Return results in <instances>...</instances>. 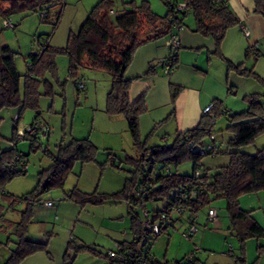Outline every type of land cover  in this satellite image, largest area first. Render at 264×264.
Wrapping results in <instances>:
<instances>
[{
    "label": "trees",
    "instance_id": "16d2710c",
    "mask_svg": "<svg viewBox=\"0 0 264 264\" xmlns=\"http://www.w3.org/2000/svg\"><path fill=\"white\" fill-rule=\"evenodd\" d=\"M168 6L166 16H161L152 11L151 5L144 0L137 5L134 1L130 9L116 11L113 8V0H101L82 24L77 33L71 32L66 46L53 47L49 41L48 46L42 52H35L29 56V69L26 75L19 74L14 58V52L9 46L0 44V121L1 111L4 109L18 108L19 121L23 116V110H34L36 116L40 114V101L43 95L53 96V85L46 79L47 72L58 75L56 58L60 54H67L69 57V72L71 77H76L77 70L81 67L92 69L94 71H106L111 78V89L107 94L106 112L109 116L123 115L127 121L128 131L131 134L135 147L138 149L140 156H127L126 161L134 165V171L130 172L131 176L127 179L124 188L119 192L100 193L98 190L92 192L82 191L78 186L65 191V199L71 200L80 206L85 204L100 205L109 199H122L127 202L128 212L131 219L132 239L121 241L122 245L135 246L134 241L142 233L141 202L149 199L155 201L167 196L169 190L175 187H182L187 184H193L199 181L203 186V192L198 198L188 203V207L193 214L200 213L205 207H212L210 203L213 199L224 198L226 201L227 214L230 222L232 236L239 242L241 254L244 256L246 243L249 239L264 238V227L257 221L253 215V209H243L240 205V197L245 194L258 193L264 190V147L256 153H246L239 151L238 148L252 143L255 137L264 133V113L259 99L255 96L249 98L250 105L247 110L239 113H232L226 109L221 99L212 101V108L209 113L203 114L197 127L179 132L173 138L171 144H158L153 147H147V142L142 140L140 117L146 112V97L141 95L136 101L131 102L130 88L133 79L125 78L126 69L132 62L136 50L143 43L168 35L172 32V25L168 30L161 31L154 36L140 38L143 29L157 26L159 23L166 22L173 11L174 3L177 0H163ZM187 1L189 9L195 19V32L202 36L212 38L215 44L214 53L221 54V44L225 39L229 28L239 25L240 20L228 6V0H223L219 5L213 4L210 0H184ZM227 2V3H226ZM64 0H12L9 8L4 9L0 6V18H6L11 14L19 11H47L44 13L46 21H52L55 26L58 25ZM254 12L264 17V0H254ZM59 7V9H58ZM55 14H51V10ZM114 10L115 15L110 14ZM186 14L177 19L179 25H185ZM17 25V24H16ZM18 26V25H17ZM183 30V29H182ZM170 38V37H169ZM41 41V39H38ZM182 46V45H181ZM181 48V47H180ZM179 48V49H180ZM171 49L170 54L174 57V64L177 66L178 51ZM261 52L258 44L247 48V55L250 50ZM260 52V53H259ZM116 57V58H115ZM167 57V58H168ZM232 67V62L230 61ZM163 66V65H162ZM245 72L244 68L239 70ZM154 72V67L149 68L148 74ZM172 73V72H171ZM167 74V73H166ZM170 74V73H168ZM22 78H24L22 85ZM58 78V77H56ZM77 78V77H76ZM77 85V82H75ZM171 85V100L174 104L181 86ZM78 86V85H77ZM44 88L41 91V88ZM175 109L171 114H173ZM170 114V115H171ZM226 114L228 116L227 130L232 133V137L227 140V149L222 151L221 144L215 145L216 153H228L230 161L227 165L221 166L218 173L210 176L207 172L201 173L198 178L195 174L201 167V159L205 155L199 153L201 146L205 144L206 139L211 134H217L211 125L212 117ZM17 127L14 123V139ZM216 139V140H217ZM30 141L31 151L40 149L33 139ZM11 142V144H12ZM19 144V143H18ZM18 144L12 145L0 153V232L7 234V245H12L11 255L6 258L5 264H21L26 257L38 252H44L51 257L48 243L31 240L28 238L30 225L34 219L37 206L43 204V195L53 190H65L66 182L71 174L75 173L76 165L82 168L86 163L96 161L98 148L94 145L89 137L74 138L65 143L64 140L58 145V151L51 152L48 145L44 154L50 160V164L38 173V181L35 187L26 196H18L7 190L8 183L18 175H24L27 172L21 171L15 165L17 153L22 152ZM217 144L218 140H217ZM23 153V152H22ZM24 157L28 155L23 153ZM207 155H213L207 154ZM111 160V159H110ZM185 160H192L194 168L192 175L179 173L178 166ZM108 162L109 159H108ZM158 163L159 168L155 173L152 183L156 187H149L148 191L142 196H137L136 192L141 184V172L143 166L149 163ZM168 164L174 166V170L164 174L162 170ZM112 165L117 166L116 160L112 159ZM120 167V164L117 168ZM82 170V169H81ZM28 171V170H27ZM197 184V183H195ZM208 213V211H207ZM206 213V214H207ZM207 224L208 223V219ZM199 226V220H198ZM169 228H165L162 234H167ZM153 245L156 241L153 240ZM4 244L0 242V245ZM10 245V246H11ZM75 251H87L94 256L105 258L108 264H121L112 257L108 251H101L92 246H76L74 242L69 243V248L65 253L66 260L69 249ZM134 248V247H133ZM259 251H263L264 246H258ZM231 254L234 252L230 250ZM240 262H245L241 258ZM239 261L240 259L237 258ZM67 261V260H66ZM203 264L201 259L196 256L189 260L185 256L182 260L161 261L158 260L151 264ZM71 264V262H67ZM125 264H135L130 261Z\"/></svg>",
    "mask_w": 264,
    "mask_h": 264
},
{
    "label": "rangeland",
    "instance_id": "374dc122",
    "mask_svg": "<svg viewBox=\"0 0 264 264\" xmlns=\"http://www.w3.org/2000/svg\"><path fill=\"white\" fill-rule=\"evenodd\" d=\"M22 1V0H17ZM101 0H64L62 8V15L57 26L52 21H46L44 13L47 11L25 10L11 14L12 19L18 25L16 29H7L3 27L2 18H0V44L2 46H9L14 52L15 64L19 74L26 75L28 73L30 61L29 56L37 52L40 43L49 38L50 44L53 47H63L67 45L69 34L71 32L77 33L89 13L92 11ZM139 5L144 0H113V8L116 11H121L123 8L130 9L133 5L131 2ZM150 3L153 12L161 16H166L168 6L163 0H146ZM12 0H0V6L4 9L9 8ZM59 9V7H58ZM55 10H51V14H55ZM190 13L186 18V30L193 28L195 19ZM188 26V27H187ZM249 27L248 25L246 26ZM249 29V28H248ZM148 28H145L140 33V38L147 36ZM245 38L246 34L243 31ZM38 39H41L39 42ZM211 41V40H210ZM224 41V40H223ZM243 44L240 50L235 49L233 42H222L221 44V62L225 63L226 68L230 61L232 62L231 70L227 74V69L221 68V85L219 83L212 84V89L215 90V97L221 99L223 104L232 113L243 112L248 109L250 105L249 98L255 96L259 99L263 113H264V41L260 44L261 57L258 52H252L247 55L248 41ZM225 44V45H224ZM253 45L255 43H252ZM203 50V49H202ZM259 52V53H260ZM230 55V56H228ZM116 58V57H115ZM69 57L67 54H60L55 59L57 62L58 75L47 72L46 79L53 85L54 95H43L40 101V115L41 119L47 122L51 127V135L48 141L51 152L57 153L58 145L64 140L68 144L71 138H85L89 137L94 145L98 148L96 161L86 163L81 168L79 164L76 165L75 173L81 174V182L88 192L98 190L100 193H114L121 191L127 179L131 176L130 172L134 171V165L126 161L127 156H140L138 149L135 147L128 125L123 115L109 116L106 112L107 94L111 89V78L106 71H94L85 67L77 70V78L70 76ZM221 63V64H223ZM161 65L157 64L158 74L160 76L168 77L164 74ZM244 68L245 72L241 73L239 70ZM130 72H125V78L130 77ZM84 80L85 88L79 89L76 81ZM24 78H22L23 85ZM44 88H41L43 91ZM167 95V94H166ZM163 97L160 93L159 99ZM215 98V99H216ZM17 113V112H16ZM12 109H3L1 111L0 121V153L6 149H10L11 142L14 139V116L16 114ZM35 115V111L31 109L23 110V116L20 119L19 127H24L30 122ZM25 119V120H24ZM166 122V121H165ZM149 124V123H148ZM144 121L141 129L142 140L147 142V147H153L158 144H171L174 136L171 133H165L158 125H148ZM228 116L221 114L215 117V124L213 130L217 134L219 141H221L220 150L227 149V140L232 137V133L227 130ZM113 129V130H112ZM170 131H172L170 129ZM167 138V141L161 138ZM264 147V133L255 137L254 141L248 145L242 146L239 151L246 153H256L259 149ZM20 151L28 155V171L24 175H18L13 178L7 185V190L18 196H27L28 193L35 187L38 181V173L50 164V160L44 154L42 149L31 151L30 144L24 140L18 144ZM116 160L117 166L112 165V159ZM108 159L110 162H108ZM111 159V160H110ZM230 161L228 153H217V155H205L201 159V173H208L210 176L215 175L221 169V166L227 165ZM194 162L192 160H185L178 166V171L184 175H192ZM76 174H71L70 181L66 185L69 187L76 181ZM57 190H53L45 195L43 198L49 200L55 198V204H60L62 201L56 197ZM240 205L243 209H253V215L264 227V190L245 194L240 197ZM150 207H161L162 200H157L154 203H148ZM210 206L218 210L220 217H225L229 220L226 208V201L224 198L213 199ZM209 207H205L198 216L206 215ZM78 218H76L75 226L65 222L63 226L67 228L68 232H72L77 238L76 246H92L101 251H108L113 248L115 242H120L122 239H127L130 236H122L123 231L130 227V216L128 214V205L122 199H109L104 204L92 205L85 204L80 206ZM62 217L52 215L48 218L49 230L54 231V240L50 248L51 257L46 253L37 256L41 258L32 263V259L21 264H108L105 258L94 256L87 251H75L69 249L66 260L64 259L66 253V246L61 236L60 230L54 224L59 225ZM56 225V226H57ZM213 226V225H210ZM37 227H33L36 230ZM171 234H182L183 228H171ZM59 233V234H58ZM35 235L30 234V238L35 239ZM7 234L0 232V264H5L6 258L11 255V244L7 245ZM111 240H117L113 242ZM119 240V241H118ZM104 241V242H102ZM111 241V242H110ZM108 242V243H106ZM99 243V244H98ZM264 246V238L249 239L246 243L245 254H241L239 242L232 235L229 236L227 242L228 250H235L234 261L239 258L240 264H264V249L259 251L258 245ZM99 245V247H97ZM154 246V245H153ZM153 250V248H152ZM232 250V251H233ZM32 257V258H37ZM244 258V263L240 262ZM163 261V260H162ZM233 261V263H234Z\"/></svg>",
    "mask_w": 264,
    "mask_h": 264
},
{
    "label": "crops",
    "instance_id": "0c3cea01",
    "mask_svg": "<svg viewBox=\"0 0 264 264\" xmlns=\"http://www.w3.org/2000/svg\"><path fill=\"white\" fill-rule=\"evenodd\" d=\"M253 2L254 0H228L227 4L229 8L233 10L240 20L239 25L228 29L223 41L226 44L227 42H233V44H235V49L232 51L231 55L232 57L236 50L238 51L242 48L246 40L249 46H253L252 43H255L254 46L258 44L260 48L261 46L259 43L264 41V17L254 12L255 3ZM186 25L187 22L185 18V25L181 32L180 43L182 46L177 54V67L172 73L168 74V77L160 76L157 67V64L161 65L160 63L170 54L171 48L169 46L168 35H163L147 41L139 46L134 56H132L133 59L131 64L128 69H126V71H129L131 74L129 78L133 79L129 93L131 102L136 101L143 94L146 97L145 106L147 110L140 117L141 129L145 121L152 126L158 125L165 133L168 131V133H171L175 137L179 132L197 127L203 115V110L216 98V95H214L216 92L212 89V84L219 83L221 85L222 70L227 69V74L231 72L229 64L226 68L224 65L225 63L221 62V54L219 55L213 52L215 49L214 41H212L213 39L195 32V30H193L195 29V24L193 28H189L188 30H186ZM247 25L251 33L250 39H247L246 36L244 38L243 36L242 27H246ZM253 51L255 50L251 49L249 52L252 53ZM151 66L154 67V72L147 75ZM161 67L163 70V66ZM164 74L166 73L164 72ZM171 83L181 86L180 93L174 104L171 100ZM160 93L163 94L161 99H159ZM173 108L175 111L171 114ZM11 109L15 113L19 112L18 108ZM35 116L36 113L32 120ZM39 117L41 118V116ZM170 129L172 131H170ZM162 136L163 135H161V138L163 139L164 137ZM217 140L218 143H221L219 139ZM28 142L30 144V141ZM83 169L82 173L85 172ZM70 177L67 183L70 181ZM80 177L75 178L76 181L73 185L69 187L66 185L65 190H57L54 192L56 193V197L62 201L60 204H54L53 207H45L43 204H39L37 208H35V216L30 225L29 233H27L29 239L34 240V242L39 241L48 243L47 245L51 247V244H53L52 240H54V231H50L49 226L47 227L45 225L48 224V218L52 215H56V218L60 215L62 217V219H60L61 223L59 225L54 224L53 230L56 227L60 230V237L64 242L62 244H64V246L67 244L66 252L70 242H77V238L72 232H68L67 228L63 226V223L65 224L66 222L72 225L70 228L75 226L76 218H78L80 212L79 204L65 199V191L72 189L74 186H78L82 191L88 192V189L83 187ZM49 200L55 201V198H50ZM206 218V215L200 216L199 230L192 239H187L182 234H178V232L171 234L172 229L169 228L167 234H162L156 239L152 250L154 256L161 261L182 260L195 248V246H199L203 249V252L199 254L198 257L203 264H232L234 256L231 254L230 250H228L229 247L227 246L229 236L232 235L229 220L225 219L224 216H219L218 221L213 224V226H210L207 224ZM33 227H37L36 230H34ZM127 228L128 227H126V230L129 231H123L122 236L126 237L128 235L130 237L122 239V241H129L133 237L131 219L130 227L129 229ZM30 234L33 236L35 235V239L30 238ZM111 241L112 246L113 242L117 240ZM97 247H99V245H97ZM233 252L236 254L235 250H233ZM43 253L44 252H38L26 257L23 263H26L29 259L32 260H29L30 262L28 263L40 260L41 258L39 257L42 256L37 255H44ZM36 256L37 258H32Z\"/></svg>",
    "mask_w": 264,
    "mask_h": 264
},
{
    "label": "built area",
    "instance_id": "2783aa9c",
    "mask_svg": "<svg viewBox=\"0 0 264 264\" xmlns=\"http://www.w3.org/2000/svg\"><path fill=\"white\" fill-rule=\"evenodd\" d=\"M213 4L219 5L223 2V0H210ZM227 3V2H226ZM187 1L177 0L173 6V11L171 13L170 18L166 22L159 23L157 26L151 28L147 32V36H154L163 32L164 30H168V26L172 25V32L169 33V46L174 51L181 47V32L183 29V25H179L176 21L179 17L186 14L188 16L191 13L189 6H187ZM110 14L115 15L116 12L114 10L110 11ZM3 27L7 29H16L17 25L12 19L11 16L3 18L2 24ZM244 33L246 34L247 39L251 38V33L247 27H242ZM40 42V41H39ZM49 44L48 40L40 43L38 52H42ZM172 56H169L165 60L162 61L163 70L165 73H171L176 69V65L174 64ZM79 89H84L86 84L84 80L76 81ZM212 108V104L208 105L204 110L203 114H207L210 112ZM211 125L215 124V117H212ZM19 113L17 112L14 116V123L17 127V132L15 135V141L12 142V145L18 144L27 139H33L38 144L37 147L46 150V146L49 141V137L51 134V127L47 122H44L40 117L34 118L30 124L19 127ZM167 141V138H163ZM216 135L211 134L210 138L206 139L207 141L203 146L200 147L199 153L201 155L213 154L217 155L215 152V145H217ZM27 157H24L22 152L17 153L15 158V165L21 169V171L28 170ZM158 163H149L146 166H143L141 172V184L138 187L136 192L137 196H142L148 191L149 187H156L152 180L155 176V173L158 171ZM174 170V166L172 164H168L164 167L162 172L164 174H168ZM200 171H197L195 174V178L200 176ZM197 183V184H195ZM204 186L199 181H194L193 184H187L182 187H175L169 190L166 197L162 200L163 205L161 207H150L148 203L156 202L155 199H149L147 201L141 202V218H142V233L135 238L136 245L128 246L122 245L120 242H115L112 250H110L109 255L116 261L121 264L128 263L133 260L135 264H151L157 261V258L152 253L153 248V240L158 239L163 233L165 228H183L182 235L187 239H192L193 236L199 230L198 214H193L188 207V203L193 201V199L198 198V196L203 192ZM28 197V196H26ZM55 201L53 200H44L43 205L46 207H53ZM208 223L210 225L215 224L219 219L218 210L214 207H210L207 213ZM134 247V248H133ZM203 249L199 246H195V248L187 255L189 260L194 259L196 256L201 254ZM170 264V263H168ZM171 264H175V262H171ZM200 264V263H198ZM232 264H240L238 260L234 261Z\"/></svg>",
    "mask_w": 264,
    "mask_h": 264
},
{
    "label": "water",
    "instance_id": "95a60500",
    "mask_svg": "<svg viewBox=\"0 0 264 264\" xmlns=\"http://www.w3.org/2000/svg\"><path fill=\"white\" fill-rule=\"evenodd\" d=\"M220 144H217V146L219 147Z\"/></svg>",
    "mask_w": 264,
    "mask_h": 264
}]
</instances>
